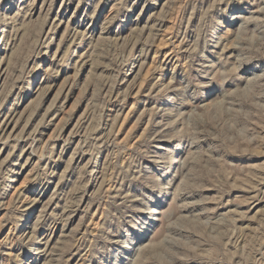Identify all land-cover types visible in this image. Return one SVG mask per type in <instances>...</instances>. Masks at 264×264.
Wrapping results in <instances>:
<instances>
[{
	"label": "rangeland",
	"instance_id": "374dc122",
	"mask_svg": "<svg viewBox=\"0 0 264 264\" xmlns=\"http://www.w3.org/2000/svg\"><path fill=\"white\" fill-rule=\"evenodd\" d=\"M0 264H264V0H0Z\"/></svg>",
	"mask_w": 264,
	"mask_h": 264
}]
</instances>
